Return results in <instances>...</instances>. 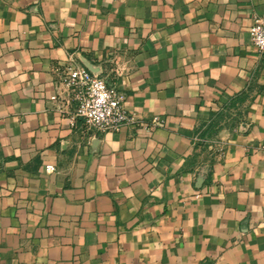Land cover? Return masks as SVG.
Instances as JSON below:
<instances>
[{"label":"crops","instance_id":"0c3cea01","mask_svg":"<svg viewBox=\"0 0 264 264\" xmlns=\"http://www.w3.org/2000/svg\"><path fill=\"white\" fill-rule=\"evenodd\" d=\"M263 15L0 0V264H264ZM70 66L115 85L131 121L89 129Z\"/></svg>","mask_w":264,"mask_h":264},{"label":"built area","instance_id":"2783aa9c","mask_svg":"<svg viewBox=\"0 0 264 264\" xmlns=\"http://www.w3.org/2000/svg\"><path fill=\"white\" fill-rule=\"evenodd\" d=\"M249 34L253 45L264 53V15L254 18ZM63 81L73 92L75 114L83 119L89 129L100 132L118 130L131 121L123 105V93L105 78L84 67L70 66L63 75ZM156 119L153 118L154 121ZM45 169L53 171L54 165L46 163Z\"/></svg>","mask_w":264,"mask_h":264}]
</instances>
